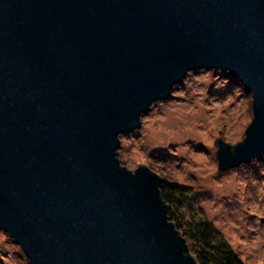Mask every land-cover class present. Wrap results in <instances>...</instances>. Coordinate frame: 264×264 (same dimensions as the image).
Returning <instances> with one entry per match:
<instances>
[{
    "label": "water",
    "instance_id": "obj_1",
    "mask_svg": "<svg viewBox=\"0 0 264 264\" xmlns=\"http://www.w3.org/2000/svg\"><path fill=\"white\" fill-rule=\"evenodd\" d=\"M203 69L251 96L218 169L264 158V0H0V228L29 264H197L118 149Z\"/></svg>",
    "mask_w": 264,
    "mask_h": 264
},
{
    "label": "rangeland",
    "instance_id": "obj_2",
    "mask_svg": "<svg viewBox=\"0 0 264 264\" xmlns=\"http://www.w3.org/2000/svg\"><path fill=\"white\" fill-rule=\"evenodd\" d=\"M252 117L251 96L238 81L196 70L141 117L140 130L119 137L118 159L187 189L172 206L182 224L205 219L243 264H264V158L220 171L214 144L242 142ZM0 264H29L1 228Z\"/></svg>",
    "mask_w": 264,
    "mask_h": 264
},
{
    "label": "trees",
    "instance_id": "obj_3",
    "mask_svg": "<svg viewBox=\"0 0 264 264\" xmlns=\"http://www.w3.org/2000/svg\"><path fill=\"white\" fill-rule=\"evenodd\" d=\"M159 193L168 207L167 217L169 221L184 240L188 241L187 253L197 264H243L208 221L195 218L182 224L179 218L173 214L172 206L176 205L178 200L186 197L187 189H182L178 185H168L162 179Z\"/></svg>",
    "mask_w": 264,
    "mask_h": 264
}]
</instances>
